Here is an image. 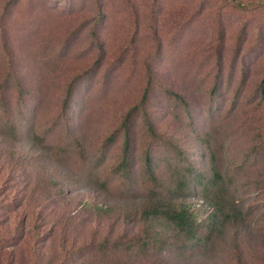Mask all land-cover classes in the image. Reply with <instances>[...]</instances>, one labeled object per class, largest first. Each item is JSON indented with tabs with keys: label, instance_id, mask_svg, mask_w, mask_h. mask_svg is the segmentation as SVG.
Segmentation results:
<instances>
[{
	"label": "rangeland",
	"instance_id": "rangeland-1",
	"mask_svg": "<svg viewBox=\"0 0 264 264\" xmlns=\"http://www.w3.org/2000/svg\"><path fill=\"white\" fill-rule=\"evenodd\" d=\"M180 187L238 220L177 250ZM0 264H264V0H0Z\"/></svg>",
	"mask_w": 264,
	"mask_h": 264
},
{
	"label": "trees",
	"instance_id": "trees-1",
	"mask_svg": "<svg viewBox=\"0 0 264 264\" xmlns=\"http://www.w3.org/2000/svg\"><path fill=\"white\" fill-rule=\"evenodd\" d=\"M213 156H210V165H211V177L209 180H203L205 185L217 187L223 182V179L218 174L214 168ZM188 174V171L185 170ZM189 175V174H188ZM184 187L179 189H173L171 191L170 199L164 197L160 198L156 203L152 204V208L147 211H143L142 214L144 217H152L154 219L161 218L167 223L174 233V236L181 243L177 250L188 249L199 243H205L212 239V236L221 228L232 225L233 222L237 221L239 218V213L233 203V200H226L219 196L213 197L212 194H206L203 199L206 205L210 208L209 214L201 219L198 211L195 208H191L189 204L185 203H175L178 200V197ZM207 193V191H206ZM153 239L154 244L161 246H167L169 244L168 240H162L155 238V236L149 234L147 230L140 237L136 239L135 242L130 244V247L127 245L125 250H135L134 257H145L146 251L144 250V244L141 243L147 241V239ZM170 239V238H169ZM119 242V241H118ZM119 246V245H117ZM111 247L105 244L102 246V250L107 252ZM144 250V251H143ZM158 254H161L160 252Z\"/></svg>",
	"mask_w": 264,
	"mask_h": 264
}]
</instances>
